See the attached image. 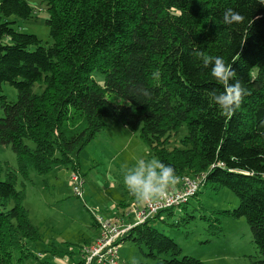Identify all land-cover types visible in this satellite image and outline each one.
Instances as JSON below:
<instances>
[{
	"label": "trees",
	"instance_id": "trees-1",
	"mask_svg": "<svg viewBox=\"0 0 264 264\" xmlns=\"http://www.w3.org/2000/svg\"><path fill=\"white\" fill-rule=\"evenodd\" d=\"M227 8L243 15L244 22L224 25ZM46 10L51 44L1 21L32 18L28 0H0V144L10 145L17 163L12 168L0 161V264H23L33 255L27 243L40 239L23 202L24 190L16 187L18 176L27 180L30 168L43 175L54 165L81 176L78 153L106 128V119L138 132L152 156L172 166L178 177L203 176V186L192 196L197 200L207 186L232 190L239 198L236 207L201 217L217 237L220 216H244L259 254L252 264H264V4L47 0ZM200 50L223 57L248 89L230 118L212 102L211 93L223 87L196 59ZM157 70L160 77L153 79ZM96 72L102 80L94 78ZM4 82L16 89L15 101L3 93ZM35 83L42 87L39 92L33 91ZM140 88L151 97L140 95ZM183 124L182 146L168 148ZM173 207L133 225L118 243L144 244L148 255H164L159 264H205L189 255L178 257L175 240L151 225ZM83 248L74 245L66 255L79 254L74 264H85Z\"/></svg>",
	"mask_w": 264,
	"mask_h": 264
},
{
	"label": "rangeland",
	"instance_id": "rangeland-1",
	"mask_svg": "<svg viewBox=\"0 0 264 264\" xmlns=\"http://www.w3.org/2000/svg\"><path fill=\"white\" fill-rule=\"evenodd\" d=\"M46 1L28 0L34 10L30 19L9 16L2 17L1 21L12 22L16 30L33 33L43 43L51 44L49 27L45 23ZM94 78L100 81L102 75L96 72ZM41 88L39 83L33 85L35 92ZM2 90L9 100L17 99L16 89L8 82L2 84ZM114 102L126 101L115 98ZM106 123V128L99 131L78 153L81 197L73 192L69 180L72 170L64 166L54 165L51 171L43 175L30 168L27 180L18 176L16 187L23 188V202L29 220L38 227L40 235L39 240L27 243L33 255L23 264H40L41 261L74 264L80 255L68 258L66 252L69 248L77 244L89 245L98 235L99 229L93 225V215L104 219L113 217V220L126 218L129 223L137 221L134 204L141 208L143 203L135 202L127 192L122 182L121 167L125 164L131 167L138 159L154 156L138 132H132L109 119H106ZM186 134L187 127L183 124L172 134L166 146L181 147V138ZM0 161L7 162L12 168L17 167L10 145L0 144ZM120 201L126 205L119 206ZM238 203L239 198L232 190L221 187L213 191L207 186L198 194V200L191 197L185 207H173L171 214L162 211L160 218L151 225L175 240L181 249L178 257L189 255L205 264H252L259 254L244 216H220L222 232L217 237L208 230L209 220L201 217L210 216L213 210L232 209ZM186 217L188 220H185ZM147 253L144 244L137 245L130 239L123 240L118 246L121 264H133V258L139 264H159L164 257Z\"/></svg>",
	"mask_w": 264,
	"mask_h": 264
},
{
	"label": "clouds",
	"instance_id": "clouds-1",
	"mask_svg": "<svg viewBox=\"0 0 264 264\" xmlns=\"http://www.w3.org/2000/svg\"><path fill=\"white\" fill-rule=\"evenodd\" d=\"M264 4V0H260ZM245 17L231 8L222 12L221 22L224 25L241 24ZM195 57L204 68L210 67V76L217 84L223 87V91L211 93L212 102L217 106L221 115L230 118L238 109L243 98L249 94L241 81L236 78L235 70L225 63L223 57H213L205 51H196ZM153 79H159L160 72L152 73ZM140 95L146 98L151 97V93L144 88L137 90ZM264 126V120L260 121ZM121 173L123 185L127 192L137 203L152 204L164 199L169 188L179 183L174 168L162 163L158 158H141L136 160L134 166L122 165ZM133 264L139 262L133 258Z\"/></svg>",
	"mask_w": 264,
	"mask_h": 264
},
{
	"label": "built area",
	"instance_id": "built-area-1",
	"mask_svg": "<svg viewBox=\"0 0 264 264\" xmlns=\"http://www.w3.org/2000/svg\"><path fill=\"white\" fill-rule=\"evenodd\" d=\"M69 180L72 183L73 192L76 196L81 197L80 193V176L72 172ZM203 176L193 177L183 175L180 177L179 183L171 186L164 199L152 204H143L138 208L134 204V212L137 217L135 223H129L126 218L104 219L101 216H94L99 225V232L93 244L84 246L85 264H89L92 259L96 264H121L118 258V240L133 225L143 223L150 216L155 215L159 211L185 204L187 201L203 186Z\"/></svg>",
	"mask_w": 264,
	"mask_h": 264
},
{
	"label": "crops",
	"instance_id": "crops-1",
	"mask_svg": "<svg viewBox=\"0 0 264 264\" xmlns=\"http://www.w3.org/2000/svg\"><path fill=\"white\" fill-rule=\"evenodd\" d=\"M98 229H99V228H98ZM98 232H99V231H98ZM98 232H97V233H98ZM96 237H97V234L95 235V237H94V238L96 239ZM95 239H94V241H95ZM94 241H93L91 244H93V243H94ZM91 244H89V245H87V244H84L83 246H90Z\"/></svg>",
	"mask_w": 264,
	"mask_h": 264
}]
</instances>
